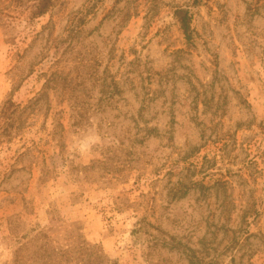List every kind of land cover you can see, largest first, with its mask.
Returning <instances> with one entry per match:
<instances>
[{"label": "rangeland", "instance_id": "374dc122", "mask_svg": "<svg viewBox=\"0 0 264 264\" xmlns=\"http://www.w3.org/2000/svg\"><path fill=\"white\" fill-rule=\"evenodd\" d=\"M31 2L0 0V264H264V0Z\"/></svg>", "mask_w": 264, "mask_h": 264}, {"label": "trees", "instance_id": "16d2710c", "mask_svg": "<svg viewBox=\"0 0 264 264\" xmlns=\"http://www.w3.org/2000/svg\"><path fill=\"white\" fill-rule=\"evenodd\" d=\"M32 1L29 6V15L30 19L38 18L44 15L52 6L53 0H30ZM200 0H192L191 7H196L199 4ZM174 18L176 19L177 23L179 24L180 30L184 35L186 41L191 40L192 30H191V13L187 8H176L173 12ZM12 103L9 102L7 107L2 109V119L9 114H13ZM14 107V106H13ZM1 134H4V128L0 127Z\"/></svg>", "mask_w": 264, "mask_h": 264}, {"label": "clouds", "instance_id": "9594fccd", "mask_svg": "<svg viewBox=\"0 0 264 264\" xmlns=\"http://www.w3.org/2000/svg\"><path fill=\"white\" fill-rule=\"evenodd\" d=\"M98 139H99V137L96 138V140H98ZM94 142H95V141H93V143H94Z\"/></svg>", "mask_w": 264, "mask_h": 264}]
</instances>
